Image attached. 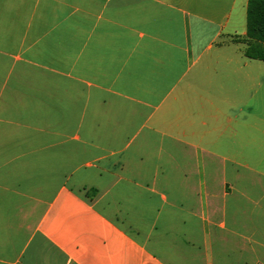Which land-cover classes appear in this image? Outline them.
I'll list each match as a JSON object with an SVG mask.
<instances>
[{"label":"crops","instance_id":"0c3cea01","mask_svg":"<svg viewBox=\"0 0 264 264\" xmlns=\"http://www.w3.org/2000/svg\"><path fill=\"white\" fill-rule=\"evenodd\" d=\"M248 5L0 0V264H264Z\"/></svg>","mask_w":264,"mask_h":264},{"label":"trees","instance_id":"16d2710c","mask_svg":"<svg viewBox=\"0 0 264 264\" xmlns=\"http://www.w3.org/2000/svg\"><path fill=\"white\" fill-rule=\"evenodd\" d=\"M247 38L246 55L264 61V0H249Z\"/></svg>","mask_w":264,"mask_h":264}]
</instances>
